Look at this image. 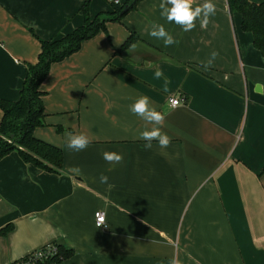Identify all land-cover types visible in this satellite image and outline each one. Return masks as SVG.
<instances>
[{
    "label": "crops",
    "instance_id": "obj_1",
    "mask_svg": "<svg viewBox=\"0 0 264 264\" xmlns=\"http://www.w3.org/2000/svg\"><path fill=\"white\" fill-rule=\"evenodd\" d=\"M214 2L207 28L197 20L184 32L160 16V0H140L51 64L33 135L60 148L62 164L46 171L16 151L0 159V264L49 243L73 251L57 264H168L174 255L181 264H264V59L241 15ZM112 10L107 0H0V100L19 98L41 40ZM154 22L179 43L150 37ZM212 50L219 57L205 72L199 61ZM141 95L166 114L167 148L154 140L145 149L139 138L145 122L130 105ZM172 97L181 99L174 107ZM68 133L91 143L71 151ZM105 151L123 160L110 164Z\"/></svg>",
    "mask_w": 264,
    "mask_h": 264
},
{
    "label": "trees",
    "instance_id": "obj_2",
    "mask_svg": "<svg viewBox=\"0 0 264 264\" xmlns=\"http://www.w3.org/2000/svg\"><path fill=\"white\" fill-rule=\"evenodd\" d=\"M140 0H125L123 3L110 2L113 10L109 16L85 19L82 26L60 37L41 40V49L35 64H28L20 95L17 100H0L2 118L0 120V159L16 151L22 160L38 168L57 172L62 164L60 148L36 138L33 130L43 125L42 91L40 83L48 74L54 62L61 61L80 48L83 40L89 39L99 31H105V21L117 20L135 9ZM230 12L241 15L240 27L252 36L253 46L264 59V2L250 0H227ZM132 32L119 50L130 45L135 39ZM10 226L2 229L5 233ZM53 248V249H52ZM41 253L38 256L37 253ZM73 251L58 243H49L10 264H57L72 255Z\"/></svg>",
    "mask_w": 264,
    "mask_h": 264
},
{
    "label": "clouds",
    "instance_id": "obj_3",
    "mask_svg": "<svg viewBox=\"0 0 264 264\" xmlns=\"http://www.w3.org/2000/svg\"><path fill=\"white\" fill-rule=\"evenodd\" d=\"M112 2L119 4L120 0H112ZM159 8L162 18L168 23L179 25L184 32L192 31L196 27L197 20H200L201 28L206 29L210 23V18L215 16L217 11L214 0H202V3H198L197 0H160ZM148 35L156 40H162L165 47L179 43L160 23L154 22L148 31ZM218 57L219 52L212 50L205 60L199 61V66L203 71L207 72L215 66V61ZM154 75L159 79L163 73L157 69ZM167 83L165 81V90H167ZM174 103L178 102L174 101ZM130 112L145 122V130L139 133V138L145 141V149H151L154 140L158 142L159 147L162 149L167 148L171 144L172 138L162 131L166 114L153 107L147 96H139L130 105ZM149 125H151L150 128H148ZM67 136L66 146L71 151H83L91 143L90 138L84 133H68ZM103 158L113 165L123 160V156L114 151H105ZM71 171L77 175L81 174V169L78 166L73 167ZM99 181L101 184H107L109 188L114 186L108 183V177L103 173H101ZM99 226L100 224L97 227ZM168 264H181V261L174 255L169 259Z\"/></svg>",
    "mask_w": 264,
    "mask_h": 264
},
{
    "label": "built area",
    "instance_id": "obj_4",
    "mask_svg": "<svg viewBox=\"0 0 264 264\" xmlns=\"http://www.w3.org/2000/svg\"><path fill=\"white\" fill-rule=\"evenodd\" d=\"M107 1L112 2V0H107ZM174 101L178 102V103H174ZM180 101H181V99L179 97H172L169 99L170 105L173 107L178 105L180 103ZM94 221H95L96 226H98V224H100L99 227H105L106 226V220H105L104 212L96 211L94 213ZM37 255L41 256L42 254L38 252Z\"/></svg>",
    "mask_w": 264,
    "mask_h": 264
}]
</instances>
